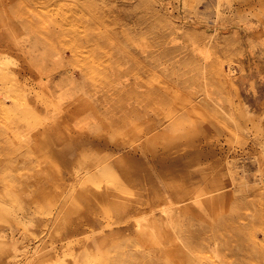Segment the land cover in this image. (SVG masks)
Listing matches in <instances>:
<instances>
[{
  "label": "rangeland",
  "instance_id": "rangeland-1",
  "mask_svg": "<svg viewBox=\"0 0 264 264\" xmlns=\"http://www.w3.org/2000/svg\"><path fill=\"white\" fill-rule=\"evenodd\" d=\"M28 1L0 0V264H264V0Z\"/></svg>",
  "mask_w": 264,
  "mask_h": 264
},
{
  "label": "bare ground",
  "instance_id": "bare-ground-1",
  "mask_svg": "<svg viewBox=\"0 0 264 264\" xmlns=\"http://www.w3.org/2000/svg\"><path fill=\"white\" fill-rule=\"evenodd\" d=\"M28 1V0H27ZM25 2V1H24ZM29 2V1H28ZM44 2H45V0H44ZM52 2V1H51ZM30 3H31V1H30ZM53 3V2H52ZM5 3H3L2 5H4ZM8 4H11V3H8ZM34 4V3H33ZM35 5V4H34ZM39 6H40V3L38 4ZM42 5V4H41ZM50 5V4H49ZM52 5H54V4H52ZM1 6V5H0ZM38 6V7H39ZM47 7H48V5H47ZM61 7H63V6H61ZM43 8H44V6H43ZM39 9H41V8H39ZM36 10V9H35ZM9 21H10V19L9 18H7V20H1L0 21V24L1 25H7V26H9V31H8V34L6 35V37H7V39H11L12 38V35H11V31H12V24L10 25L9 24ZM2 45H3V43H2ZM9 50H10V48H9Z\"/></svg>",
  "mask_w": 264,
  "mask_h": 264
}]
</instances>
